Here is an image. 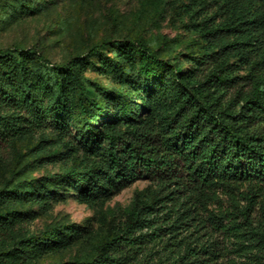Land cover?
<instances>
[{
	"label": "trees",
	"instance_id": "trees-1",
	"mask_svg": "<svg viewBox=\"0 0 264 264\" xmlns=\"http://www.w3.org/2000/svg\"><path fill=\"white\" fill-rule=\"evenodd\" d=\"M190 2L197 10L189 68L137 39L102 44L119 60L136 59L139 78L164 82L143 118L133 115L128 94L115 92V119L99 131L92 123L102 104L90 86L99 96L108 91L85 85L84 64L59 68L30 49H0V142L57 135L65 147L60 183L77 188L86 204L105 199L111 185L141 178L151 184L135 194L124 222L108 223L96 256L70 264H264V0ZM68 124L82 149L68 145ZM13 193H0L2 203ZM25 221L0 215V238ZM77 234L73 228L68 237ZM62 239L55 228L42 239L23 237L0 253V264L52 252Z\"/></svg>",
	"mask_w": 264,
	"mask_h": 264
},
{
	"label": "rangeland",
	"instance_id": "rangeland-1",
	"mask_svg": "<svg viewBox=\"0 0 264 264\" xmlns=\"http://www.w3.org/2000/svg\"><path fill=\"white\" fill-rule=\"evenodd\" d=\"M194 10L190 0H0V49H30L59 68L72 60L84 64L81 76L85 85L96 84L108 91L99 96L90 86L91 95L102 104L92 123L99 131L115 119V92L128 94L126 99L135 104L133 115L143 118L151 113V104L159 96L158 85L164 82L139 78L136 59L119 60L113 47L102 44L137 39L161 58L189 68L191 53L196 52L188 46L194 37L190 29ZM95 46L102 47L92 55ZM103 63L111 68L110 73L104 71ZM29 68L34 71L37 66L33 62ZM73 114L71 109L61 120L68 122ZM65 130L70 148L82 149L76 130L69 124ZM64 148L54 133L0 142V193L14 191L7 204L0 197V215L9 212L26 218L24 224L9 231V239L0 238V253L23 237L44 238L49 228L65 237L52 252L41 250L6 264H70L79 257L96 256L95 247L108 236V223L118 218L124 222L123 212L135 194L151 187L147 179H136L109 186L103 200L83 203L77 188L60 183L66 168L59 157ZM75 153L82 155L79 150ZM71 227L78 234L70 238Z\"/></svg>",
	"mask_w": 264,
	"mask_h": 264
}]
</instances>
